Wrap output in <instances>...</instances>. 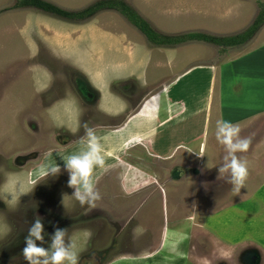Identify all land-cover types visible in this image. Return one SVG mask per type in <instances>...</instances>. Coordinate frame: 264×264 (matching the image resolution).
<instances>
[{
    "label": "rangeland",
    "instance_id": "obj_1",
    "mask_svg": "<svg viewBox=\"0 0 264 264\" xmlns=\"http://www.w3.org/2000/svg\"><path fill=\"white\" fill-rule=\"evenodd\" d=\"M26 1L0 0V202L5 207L0 209V251L9 247L17 254L0 257V264L26 262L24 242L16 238L24 239L22 229L37 217L45 222L44 215L49 217L51 237L57 227L66 229V242L75 243L76 252L79 249V264H105L113 257L156 249L171 259L178 252L180 258L190 243L191 260L205 255L221 264L212 254L228 250L225 241L237 244L238 253L235 259L227 258V264H247L249 254L264 264V146L257 152L259 175L252 170L250 147L237 153L247 160L249 175L236 194L230 175L219 173L227 154L224 146L215 136L211 140L201 136L205 128L216 130L217 122L204 121L206 70L196 67L179 85L175 81L193 64L220 65V79L238 88L237 93L232 91L235 100L242 104V98L251 93L258 97L259 92L258 104L264 107V25L248 43L224 50L202 41L155 46L117 10L103 8L83 20H67ZM40 1L79 12L106 0ZM120 1L160 34L216 37L245 30L255 19L258 4H264V0ZM181 63L185 65L178 66ZM251 75L256 78L251 80ZM160 79L163 85L170 83L164 93L168 105L183 94L190 93L189 98L186 108L178 105L165 126L147 130L142 106H135L140 99L149 105L150 88L154 80L161 84ZM247 81L255 84L254 91L239 87ZM87 105L111 116L96 115L100 126L92 125L105 158V168L93 172L101 199L92 209L73 196L65 168L70 155L86 150L87 136L83 141L77 136ZM245 120L241 118L242 123ZM92 123L89 119L86 124ZM110 123L118 126H104ZM263 134L260 129L258 139ZM240 136L254 139L245 129ZM201 151L204 156H199ZM56 164L58 174H44ZM44 232L43 244L49 247L51 237ZM103 252L109 253L95 260Z\"/></svg>",
    "mask_w": 264,
    "mask_h": 264
},
{
    "label": "crops",
    "instance_id": "obj_2",
    "mask_svg": "<svg viewBox=\"0 0 264 264\" xmlns=\"http://www.w3.org/2000/svg\"><path fill=\"white\" fill-rule=\"evenodd\" d=\"M179 65H185V64L181 63V64H178V66ZM219 66L220 65H218V66L212 65L211 63H202V64H197V65L193 64L188 69H186L185 71H181L179 73V75L175 78V81L177 82V85H179V82H180L179 80L185 79L190 74H192L194 72V70L196 69V67L199 68V71H200V69L206 70V72H207L206 82L208 85V93H207V98H206L205 107H204V110H205L204 111V121L208 124L213 119H216L217 121L218 120H225V121L231 122L233 124L239 125L241 130L245 129V132H249L252 136L254 135L253 136L254 139L252 138V142L250 145V150H251L250 163L252 165V170L257 169L256 172H253V173H257V175H259L258 172H260L261 167H260V164H258L259 160H258L257 152H258L260 147L263 148V146H264V137H261V139H258L259 130L261 129L262 131H264V125H263L264 124V107L259 105L260 103L258 104V102H260L259 99H261L260 95H262V94H260L258 92L259 93V95L257 93V96L259 97L258 98L256 96H253V94L251 93V95L247 99L242 98V100H244V102L241 104V102L234 99L235 96L233 95V92H232V91H235L237 93L238 88L234 84H232V81H230V82L222 81L223 79H220L222 77H220L219 74H217V73H219V72H217ZM251 69H253V68H250V70ZM220 70H221V68H220ZM228 77H231V76L228 75ZM218 78L220 80L218 81V85H216ZM253 78H256L255 75H251V80ZM151 81H153V80H150V83L152 84ZM160 82H161V84L156 83L155 80L153 81L154 84L150 88L151 91H149V93H148V94H150V97H151V99L148 101L149 105L147 104L144 106V104L142 102V108L141 109L144 112L143 120H144V124H145V127L147 128V130H149V129L151 130V128L152 129L154 128L157 131L158 127L165 126V123L167 124L168 120L170 118L174 117L175 110L177 109L178 105L181 104L183 106V109L186 108L184 101H185L187 96L189 98L188 94H190V93L183 94V90H182L180 92H177V95L179 94V96H181L183 94V98L182 97L176 98L175 103H173V101H171V103L173 105H168L167 103L169 102V99H166V96L164 93H165L166 87L170 83L163 85V82L161 79H160ZM240 85H242V86H239L242 89L248 90V88H251L253 90V86L255 84L251 85L250 82L247 81V82H245V84H240ZM245 85H247L246 88H245ZM154 87H156V88H154ZM217 91L218 92L220 91V93H218L217 94L218 96L215 97V94ZM161 92L163 95L161 94ZM152 96H155V98H153ZM249 98L251 100H248ZM256 99H257V101H256ZM214 100L216 102V106H213ZM234 101L236 103L235 106H233ZM253 103H254V105L256 103L257 109H254V110L252 109ZM173 106H174V110L172 111ZM199 109H200V107H199ZM239 110L240 111L243 110L242 115H244V117H246V120L243 123L241 122V118H244V117H242V115L239 118L235 117L236 112H238ZM178 112H181V111H178ZM191 112H193L194 114L196 113V111H184L182 113L183 114L184 113L189 114ZM260 112H262V113H260ZM146 114H148V115L146 116ZM164 116H166V117H164ZM207 118H208V120H207ZM245 125H249V126H245ZM204 127H205V125H204ZM215 132H216V130H214L213 132H210V131L206 130V128H205V130L201 133V136L205 137V135H206V136H208V140L209 139L211 140V138L215 136ZM212 133H213V135H212ZM255 136H257V137H255ZM153 137H154V130H153L152 141H154ZM225 152H226V150H225ZM227 217L224 218L225 221H227V219H228ZM218 219H219L218 223H221L220 219H223V218H222V216H219ZM44 225H45V223H44ZM228 231H229L228 229L225 230V232H228ZM210 235L213 236L212 232H210ZM16 240H20L21 244H23V242L25 241V239H21L20 237L16 238ZM225 242H227V241H225ZM225 242H223V243L228 246V248H227L228 250H224L225 252L220 251L217 255H216V253L212 254V257H214L213 259H216L217 261H220V260L223 261V263H221V264H224V263L227 264L228 262H225L227 260V258L231 259V257H234V259H235V257H238V253L236 252V249H235L237 244H234V243L230 244V243H225ZM70 243H73V242H70ZM24 246H25V243L23 244L22 247L24 248ZM42 246L47 247L45 244H43ZM17 248L20 249L19 247H17ZM159 250H160V248H159ZM190 250H191V243H190L189 249L187 251L188 253L186 255L183 254L182 257H180V258H178V256H177L178 252L176 253V255L173 256L174 258L171 259V258L165 257L162 254V251L160 252L156 249L152 253H144V252H139L137 254L136 253H130V256H121L117 260L115 259V257H113L112 259H115V260L111 259V260L107 261L105 264H145V263L146 264H183V263H185V264H213L212 259L210 257H206L205 255H203V256L199 255V256L195 257L193 260H191L192 257L190 259V252H189ZM3 251H5V249ZM8 251H9V253L4 254V255H6V257H9L8 254L17 255L16 253L10 251L9 247H8ZM78 251H79V249H77V252ZM117 256H120V255H117ZM144 261H145V263H139V262H144ZM17 264H27V262H21L20 261Z\"/></svg>",
    "mask_w": 264,
    "mask_h": 264
},
{
    "label": "clouds",
    "instance_id": "obj_3",
    "mask_svg": "<svg viewBox=\"0 0 264 264\" xmlns=\"http://www.w3.org/2000/svg\"><path fill=\"white\" fill-rule=\"evenodd\" d=\"M87 136L86 150L83 153L70 155L65 168L69 172L68 186L75 189L73 196L81 206L87 205L89 209L96 207V202L101 199L100 192L93 182L94 169L105 168V158L102 155V145L92 128L84 124ZM241 128L237 124L225 120L216 122V140L224 146L226 155L224 163L219 167V173H228L229 182L233 185V191L240 193L248 179L247 160L239 157L237 153H246L251 145V137H241ZM199 156H204L201 151ZM60 172V166H49L44 170L45 175H55ZM44 224L37 217L29 227L25 237V246L22 249L27 264H79V258L75 243L65 240L66 229L56 228L49 247H43ZM39 242V245L37 244Z\"/></svg>",
    "mask_w": 264,
    "mask_h": 264
},
{
    "label": "trees",
    "instance_id": "obj_4",
    "mask_svg": "<svg viewBox=\"0 0 264 264\" xmlns=\"http://www.w3.org/2000/svg\"><path fill=\"white\" fill-rule=\"evenodd\" d=\"M24 4H29L32 7L43 9L45 11L54 12L58 17L67 20H83L100 9H114L124 16L131 25L138 29L149 43L155 46H175L187 41H202L214 44L222 48L221 50H224L226 48H234L248 43L254 37L256 32L264 25V4L260 3L258 4L259 10L255 19L245 30L234 35L223 37H216L202 33H187L177 36L160 34L154 30L145 19L139 16L137 12L120 0L101 1L79 12L59 10L41 2L40 0H28Z\"/></svg>",
    "mask_w": 264,
    "mask_h": 264
},
{
    "label": "flooded vegetation",
    "instance_id": "obj_5",
    "mask_svg": "<svg viewBox=\"0 0 264 264\" xmlns=\"http://www.w3.org/2000/svg\"><path fill=\"white\" fill-rule=\"evenodd\" d=\"M92 96H89V98H87V101H88V99L90 100V99H92L91 98ZM142 99H140L138 102H137V104H136V106H135V108H137V107H141L142 106ZM90 104H93L92 102L90 103ZM88 107H83V108H85V112H83V114L81 115V117L83 116V119L85 120V122H82V126L83 127H81L82 128V132L77 136V140L78 141H83V140H85V137H86V130H85V128H84V124H86V123H88V120L90 119V120H92L93 121V123L91 124V125H89L88 126V124H87V126L89 127V128H92L93 129V127H92V125H96V126H100V125H98L99 124V120H97L95 117H96V115H98V116H101V117H109L110 115H108L109 113H106V112H99V110H97V111H94V108L92 107V105H87ZM95 108H96V104H95ZM135 108H134V110H135ZM133 110V111H134ZM101 113V114H100ZM111 117V116H110ZM104 126H106V128H115V127H117L118 125L116 124V123H110V124H106V125H104ZM103 126V127H104ZM102 127V128H103ZM35 156L32 154V156H30L29 158L31 159H33ZM29 159V160H30ZM20 160H23V159H16V162L17 163H19L20 162ZM22 163V162H21ZM0 209L1 210H3V209H5V207H4V205L0 202ZM44 220H45V222H43V224L45 223V225H44V231H46V233H48L47 234V237L49 238V237H51V228H49L48 227V224L50 225V222H49V217L48 216H46V215H44ZM51 220V219H50ZM25 224V223H24ZM26 225V224H25ZM27 226V225H26ZM24 232H26V236H27V234H28V230H29V228H27L26 230H24V229H22ZM72 232V230L70 231V233ZM25 236V237H26ZM25 237H24V239H25ZM109 252H110V250H109ZM108 252V253H109ZM6 253H9V251H8V247H5V251H3V250H1L0 251V257L2 258V257H6V255H4V254H6ZM108 253H102V254H97L96 256H95V260H99V257H100V255H107ZM101 259H104V258H101Z\"/></svg>",
    "mask_w": 264,
    "mask_h": 264
},
{
    "label": "water",
    "instance_id": "obj_6",
    "mask_svg": "<svg viewBox=\"0 0 264 264\" xmlns=\"http://www.w3.org/2000/svg\"><path fill=\"white\" fill-rule=\"evenodd\" d=\"M244 260L247 264H258L259 262L258 257L255 254H249Z\"/></svg>",
    "mask_w": 264,
    "mask_h": 264
}]
</instances>
